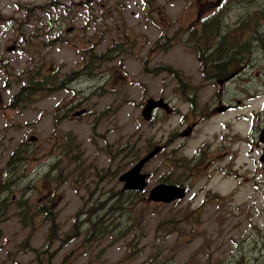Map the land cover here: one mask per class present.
<instances>
[{
    "label": "rangeland",
    "instance_id": "rangeland-1",
    "mask_svg": "<svg viewBox=\"0 0 264 264\" xmlns=\"http://www.w3.org/2000/svg\"><path fill=\"white\" fill-rule=\"evenodd\" d=\"M215 2L0 0V173L3 189L10 187L7 204L0 202V264H229L251 235L261 234L264 246V166L250 129L264 108V0H228L221 12L213 11ZM206 19L244 49L231 67L237 77L220 86L202 82L188 47ZM199 34L195 45L203 46ZM113 44L119 50L88 75L56 91L44 85L28 103L12 106L32 73L41 81L67 76ZM243 87L240 109L209 111L213 91L231 106ZM150 99L167 101L172 114L158 110L144 122L141 110ZM156 145L166 148L142 170L147 188L125 204L126 213L116 208L104 218L111 234L87 238V220L77 213L122 190L118 178L133 166L129 154L139 160ZM197 146L205 156L226 146L230 178L210 168V179L195 181ZM18 147L22 171L14 175L6 163ZM206 181L217 198L204 194ZM163 183L181 185L185 197L149 201L147 192Z\"/></svg>",
    "mask_w": 264,
    "mask_h": 264
},
{
    "label": "trees",
    "instance_id": "trees-1",
    "mask_svg": "<svg viewBox=\"0 0 264 264\" xmlns=\"http://www.w3.org/2000/svg\"><path fill=\"white\" fill-rule=\"evenodd\" d=\"M236 4L239 6L242 5L243 3L237 2ZM193 30L194 29H192L191 31ZM197 31H199L200 33L199 34L200 37L198 38L197 42L203 46L195 45V33ZM211 35H213V38L216 39L215 44L212 43ZM188 37L189 36H187V38ZM261 38L262 41H260ZM260 39H259V45L260 43L264 45V27ZM189 42H191V44L188 45V47L195 50L196 58L199 64V71L201 73L203 83H207V85L215 83L217 82V80H223L225 77L230 75L233 72V69L231 67L235 63L234 59L235 57H237L234 55V53L239 51H244V49L241 46H239L240 44H234L233 42L229 43L228 41H226L225 37L220 34L219 29L216 26V23L213 21V19L204 20L200 28L195 29V31H193V33L189 38ZM253 42H257V36L255 40L249 38L247 43L248 47L246 51H249L250 45H253L252 44ZM119 45L120 44L111 45V47L108 48V50L102 53L101 55L97 57L94 56L95 58H90V60L84 61L83 66L79 70L69 73L67 76H63L58 79L46 77L43 78V80L41 81L40 79H37L35 73H32L30 77L26 78L24 84L19 88L18 92L15 94L12 104L16 105L19 103H23V104L28 103L29 100H31L40 90H44V88L48 87L49 85L54 86L53 90L55 91L68 87L71 83L79 79V78L74 79L75 76L80 74L88 75V72H90V67H93L94 70V67L99 66L100 63L109 61V56L111 55L110 53L117 52L119 50ZM241 45H246V44L242 43ZM255 52H257V50H255ZM166 71L170 74H173L177 79L178 83H180L182 86L184 87L188 86L187 83L183 80V78L177 73V71H173L172 69L169 68L166 69ZM44 85L45 87L43 88ZM190 95L195 97V88H194V93H193V89H190ZM190 100L194 101L193 99ZM21 150L22 149L20 147L16 148L12 152L10 158L8 159L6 163V168L8 173H12L16 175L18 172L22 171L21 169L22 162L19 155ZM129 158H130L129 163L130 164L132 163V165L136 163L138 159L133 152L129 154ZM22 159L24 161L25 157H22ZM9 177H11V174H9ZM101 177L103 178V175ZM5 191L7 196L8 193L10 192V187L5 188ZM140 195L141 193L135 191L119 190L116 193L109 191L105 195H102L99 199H97L95 205H93L90 209H88V211L84 213L78 212L76 215L77 218L83 217L85 218V220H87V227H86L87 238L89 237L92 238L94 234L103 235V236L111 234L109 227H107L103 222L104 218L106 219V217L112 215L116 208L119 210L120 214L123 212L126 213L127 211L124 210L126 209L125 204L133 205V202L137 200L140 197ZM1 203L7 204L6 201ZM85 220L83 223H85ZM54 226L55 223L53 222V220H51L50 233L52 232V234L55 232V229L53 230ZM78 229H79V225L75 223V225H73L72 231Z\"/></svg>",
    "mask_w": 264,
    "mask_h": 264
},
{
    "label": "flooded vegetation",
    "instance_id": "flooded-vegetation-1",
    "mask_svg": "<svg viewBox=\"0 0 264 264\" xmlns=\"http://www.w3.org/2000/svg\"><path fill=\"white\" fill-rule=\"evenodd\" d=\"M215 6L213 11L218 10V12H221L223 9L226 8L228 0H215ZM217 12V13H218ZM195 18V16H194ZM244 51L235 52L234 55L237 56L240 53ZM236 62V57L234 59ZM216 62V60H215ZM239 72V69H233V72L225 77L223 80H217L215 82L218 86L221 84L232 80L233 78L237 77V73ZM245 94H244V87H243V97H241L240 101H235L234 104L231 100H228V102H231V106L224 102L226 99L225 95L219 96L218 91H213V94L211 95L212 104L211 107H208L209 111L212 112V114H226L227 112L240 109L242 106V101L244 100ZM15 109H17V104L12 105ZM223 110V111H222ZM262 110V115L259 117L256 116V122L257 124H252L250 129H252L253 132V140H255L258 143V147L262 153H264V108ZM222 111V112H221ZM83 114L86 112L85 110H82ZM78 112H75L72 114V117L75 116V114ZM243 118V116H242ZM237 119H241V117H237ZM195 123V127H196ZM166 148V145H165ZM229 152L226 149L225 151L221 149H214L213 151L208 152V155L205 156V149L202 148V146H197L195 148V181L200 176H206V180L210 179V174L206 173L211 168L213 170H217L218 174L220 175L221 180H227L230 178L227 174V168H229V164L225 161L226 157H228ZM207 160L205 161V159ZM261 165H263L261 163ZM264 166V165H263ZM3 175L0 173V201L1 202H7V196L6 191L3 189L4 181L2 179ZM207 181L203 184V192L204 194H212L213 196H216L215 193H213L214 189L213 187H209L206 185ZM208 202V201H205ZM255 236V238L253 237ZM250 236V242L245 246V248L241 251V253H238L237 256H232V259L229 261V264H264V246H263V236L261 234L255 233L254 235ZM237 250L233 251L232 254L236 253Z\"/></svg>",
    "mask_w": 264,
    "mask_h": 264
},
{
    "label": "water",
    "instance_id": "water-1",
    "mask_svg": "<svg viewBox=\"0 0 264 264\" xmlns=\"http://www.w3.org/2000/svg\"><path fill=\"white\" fill-rule=\"evenodd\" d=\"M155 110H161L167 115L172 113L171 107L163 100H147L142 111L141 118L145 122H149L152 119L153 112ZM83 112L76 113L75 116H80ZM188 133L182 134V136L188 135ZM164 149V146H154L146 155L140 158L135 165L128 171L124 172L118 178V181L123 184L122 190L142 192L147 184L146 181L149 178L148 174L142 173L144 166L156 157ZM264 162V155L260 159ZM185 197V189L178 186L159 184L153 187L148 192V200L153 203L169 204L177 200H181Z\"/></svg>",
    "mask_w": 264,
    "mask_h": 264
}]
</instances>
